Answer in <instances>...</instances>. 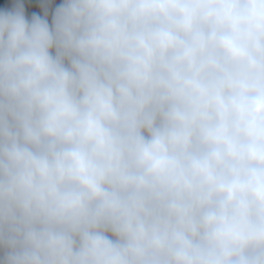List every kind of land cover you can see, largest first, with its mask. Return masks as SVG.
<instances>
[{
    "label": "clouds",
    "instance_id": "obj_1",
    "mask_svg": "<svg viewBox=\"0 0 264 264\" xmlns=\"http://www.w3.org/2000/svg\"><path fill=\"white\" fill-rule=\"evenodd\" d=\"M0 264H264V0H0Z\"/></svg>",
    "mask_w": 264,
    "mask_h": 264
},
{
    "label": "trees",
    "instance_id": "obj_2",
    "mask_svg": "<svg viewBox=\"0 0 264 264\" xmlns=\"http://www.w3.org/2000/svg\"><path fill=\"white\" fill-rule=\"evenodd\" d=\"M56 2H60V0H56Z\"/></svg>",
    "mask_w": 264,
    "mask_h": 264
},
{
    "label": "rangeland",
    "instance_id": "obj_3",
    "mask_svg": "<svg viewBox=\"0 0 264 264\" xmlns=\"http://www.w3.org/2000/svg\"><path fill=\"white\" fill-rule=\"evenodd\" d=\"M57 3H59V2H57Z\"/></svg>",
    "mask_w": 264,
    "mask_h": 264
}]
</instances>
